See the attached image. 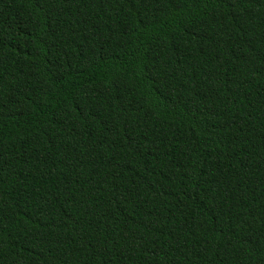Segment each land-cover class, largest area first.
I'll return each mask as SVG.
<instances>
[{
	"label": "trees",
	"instance_id": "trees-1",
	"mask_svg": "<svg viewBox=\"0 0 264 264\" xmlns=\"http://www.w3.org/2000/svg\"><path fill=\"white\" fill-rule=\"evenodd\" d=\"M0 264H264V0H0Z\"/></svg>",
	"mask_w": 264,
	"mask_h": 264
}]
</instances>
